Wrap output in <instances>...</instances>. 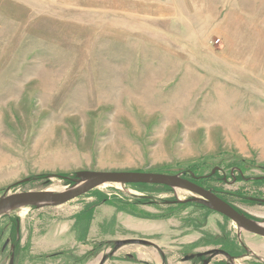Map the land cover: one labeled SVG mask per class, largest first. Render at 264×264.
Returning a JSON list of instances; mask_svg holds the SVG:
<instances>
[{"label":"rangeland","instance_id":"374dc122","mask_svg":"<svg viewBox=\"0 0 264 264\" xmlns=\"http://www.w3.org/2000/svg\"><path fill=\"white\" fill-rule=\"evenodd\" d=\"M80 170L197 176L264 220V0H0V197ZM193 195L104 184L13 209L0 264H264V237L175 202Z\"/></svg>","mask_w":264,"mask_h":264},{"label":"water","instance_id":"95a60500","mask_svg":"<svg viewBox=\"0 0 264 264\" xmlns=\"http://www.w3.org/2000/svg\"><path fill=\"white\" fill-rule=\"evenodd\" d=\"M215 170V169H214ZM69 178V177H67ZM73 184L65 190H27L8 193L7 190L0 197V216L9 213L11 210L20 207L58 206L81 196L92 189L98 188L104 184H131V183H158L172 188H180L190 191L193 196L187 199L178 198L175 202H198L207 207L223 214L233 221L238 229L264 237V220H257L248 216L246 213L238 210L231 203L218 196L214 191L206 189L194 181L178 174H166L156 172H139V171H98V170H80L75 173L74 178H70ZM29 180L25 178L20 182ZM19 183V182H18ZM17 184V183H16ZM135 244V245H152L153 243L144 238H125L115 241V249L118 247ZM209 254H223L228 259L233 260L235 257L227 251L220 248L209 250ZM108 258L104 255L100 264ZM205 261L204 264H207ZM9 264H14V255L11 256Z\"/></svg>","mask_w":264,"mask_h":264},{"label":"trees","instance_id":"16d2710c","mask_svg":"<svg viewBox=\"0 0 264 264\" xmlns=\"http://www.w3.org/2000/svg\"><path fill=\"white\" fill-rule=\"evenodd\" d=\"M47 176L46 175H42V176H40V178H46ZM201 180V178H199L198 177V179H197V184H199L200 181ZM97 195H98V200H102V201H110L111 199H110V197L107 195V194H104V193H100V192H98V193H96ZM148 197H146L145 195H141V196H136V199H137V201L139 202V201H144V199H147ZM225 200V199H224ZM126 203H127V201H125ZM152 202H154L155 203V201H152ZM147 203V202H146ZM180 204H181V202H180ZM179 204V202H178V205H180ZM35 208V207H34ZM16 222H17V220H15V225H14V229L16 230ZM14 262H15V257H14ZM15 264V263H14Z\"/></svg>","mask_w":264,"mask_h":264},{"label":"flooded vegetation","instance_id":"af4514ba","mask_svg":"<svg viewBox=\"0 0 264 264\" xmlns=\"http://www.w3.org/2000/svg\"><path fill=\"white\" fill-rule=\"evenodd\" d=\"M184 174V173H183ZM243 176V175H242ZM185 177V176H184ZM187 178V177H186ZM194 182L195 183H197L196 181H197V179H198V177L197 176H194ZM224 179H226V178H224ZM196 203H198V202H196ZM198 204H200V205H202V206H206V205H204V204H202V203H198ZM207 207V206H206ZM238 209V208H237ZM239 210V209H238ZM241 211V210H240ZM248 216H250V217H252L250 214H247ZM204 256H206V255H200V256H198L199 258L198 259H200V260H202L201 261V263H204L205 261H206V259H205V257Z\"/></svg>","mask_w":264,"mask_h":264},{"label":"bare ground","instance_id":"6f19581e","mask_svg":"<svg viewBox=\"0 0 264 264\" xmlns=\"http://www.w3.org/2000/svg\"><path fill=\"white\" fill-rule=\"evenodd\" d=\"M184 190V189H183ZM186 193H188L189 191L188 190H185ZM9 193V192H8ZM191 193V192H190Z\"/></svg>","mask_w":264,"mask_h":264}]
</instances>
